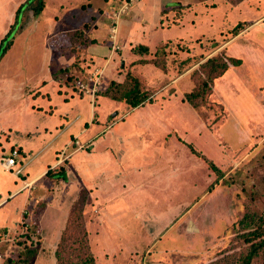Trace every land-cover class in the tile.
<instances>
[{
    "label": "rangeland",
    "instance_id": "obj_1",
    "mask_svg": "<svg viewBox=\"0 0 264 264\" xmlns=\"http://www.w3.org/2000/svg\"><path fill=\"white\" fill-rule=\"evenodd\" d=\"M24 1L0 0L1 38L5 29L8 31L11 28L16 19V12ZM116 1L120 9L123 0ZM181 1L183 3H178V0L172 1L178 4L171 3V7L179 8L178 12L188 13L187 23L194 27L187 28V31L183 30L180 34L183 38H176L157 45L152 53L141 51L142 57L138 60L141 65L147 63L149 66L151 64L157 66L155 63H160L161 66H157V68L165 72L172 69L176 75L175 78L170 79L167 76L163 80L159 78L156 83H152L148 87L149 83L146 78L149 79L150 74L153 77V71H149L147 68H142L139 72L133 70L129 67L131 58L122 59L123 55H120L118 60L114 57L115 63L111 66V76L104 73L102 88L95 98V105L100 104L98 103L100 99L106 103L105 113H108L107 119L110 120L107 124L105 123V131L109 134L119 129L126 130L123 136L126 137V145L129 147L122 148L123 140H120L121 137L117 135L110 140L115 153L124 158L126 156L125 159L115 161L118 163L116 169L125 171L128 167L125 166L126 162L132 163L134 166L137 165L136 167H144L145 169L134 168L128 174L127 177L131 180V184L146 180L149 166V175L155 177L151 179L153 183L150 182L135 194H131L127 189L126 178H122L123 175L118 174L113 180H109V184L102 175L99 202L104 206H102V214L105 216L103 224L95 212L97 203L94 198H89L88 191L82 190L76 194V191L65 193V190H61L68 183L70 187L72 184L73 190H76L81 185L78 183L81 176H83L81 180H85L84 177L87 175H92L93 179L99 177L97 169L101 165L100 160H96L97 158L92 156L80 158L84 154L83 151L73 154L72 146L69 148L64 146L66 139L75 135L84 126L85 121L89 120V111L93 102L90 99L91 96L80 94L77 86L80 80L78 82L67 80L62 86L57 83L53 84L50 81L52 72L49 62L53 52L51 69L55 71L61 67L62 63L57 57L70 41L67 34L86 22L93 24L99 11H102L103 7L106 8L109 3L107 0H75L71 5L68 1L64 2L66 5L62 7L60 3L63 1L48 0L47 8L37 17L34 16L33 8L28 7V4L23 8L19 17V25H16L10 37L12 42L5 45V52L0 58V107L7 106L5 110H2V113L0 112V122L6 120V126L11 128L10 132L8 131L11 137L23 136V138H27L28 142L23 145L27 150L31 149L32 151V155L28 157V159L30 157L32 159L26 167L27 170L39 166H45L48 170L68 159L63 162L65 164L63 169L68 162L71 180L68 182L66 176L64 183L60 182L54 186L51 179L50 190L46 189L44 193L49 201L53 200L54 204L50 205L47 200L46 206H44L45 204L39 206L38 210L45 209L46 211L42 215V219L37 216L39 220L36 226H33L32 223V228H28L29 232L26 236L29 238L28 241L22 236L19 237L22 228L19 232L6 236L8 239L3 242L14 245L12 249L10 247L11 251L16 253L19 250L33 248L36 251L33 259L37 253L39 258L46 257V253L52 245L49 246L51 242L48 241L49 247H46V252L45 249L44 252H41L40 248L43 244V236H40L41 231L49 227L51 235L58 233V230L53 232L54 228L59 229L63 225L62 220L64 219L62 218L66 216L63 210L67 209V201L71 202L73 193L76 194L72 196V198L76 197L73 200L74 205L79 200L83 201L84 196L85 202L83 210L78 207L80 211L82 210L81 219L73 220V227H69L68 232L64 235L66 237L62 241L64 249H61L63 264L78 261L85 256L84 249L81 247L84 243L80 240L84 230L88 234L89 247L95 257L96 264H144V259L147 256L161 257L166 249L165 256L171 257V259L177 258L175 261L178 262H181L182 259V261L187 260L193 264L196 262H198L196 264H214L221 261L220 258L223 256L234 253L242 247L239 234L244 229L242 226L245 216L253 219L254 226H260L264 230L262 220L264 212V136L255 135L256 141H252L249 139L248 130L243 131L246 127L248 128V122L253 120L254 115L251 114V111L264 107V23L251 26L247 32L232 39L225 49L230 36L239 27L243 28L244 24L240 23L230 29L223 25L225 13L222 11V5L223 2L235 4L239 0ZM250 7L251 9L255 7L264 14V1L251 4ZM247 10H249L248 7L245 8V12ZM104 11L105 15L107 12ZM56 12L59 13L56 17L49 15ZM65 15L71 17L69 20L72 24L61 21L62 17L65 19ZM201 15L213 16L214 23L209 25L204 21L199 26ZM51 19L54 21L55 27L61 28L59 33L55 32L56 35L52 36L49 33L51 27L49 20ZM55 20L61 22L58 24L59 26L56 25ZM151 34L152 39L149 44L153 49L159 41L165 40L166 37L171 38L179 35L172 31L164 33L163 30L152 31ZM116 45L112 50L117 52L120 48L118 39H116ZM254 45L256 48L253 49ZM136 50L138 51L137 48ZM222 51L244 59V66H235L224 79L221 76L218 77L215 80L212 93L206 100H200L199 107L195 108L186 99V94L193 90L202 64L209 57ZM120 52L119 50V54ZM107 57H112V51ZM107 63L108 61H106ZM103 67L96 68L104 70ZM126 71H128L127 76ZM120 74H125L129 85L133 83L134 78L141 81V89L147 90L150 94V99L146 103L160 100V98L167 100L173 94L172 99L160 103V106L165 107L164 112L167 111L171 113V116L174 115V119L169 121L172 131L165 136V147L155 149L142 146L144 136L140 130H134L136 126H133L130 121L133 117L131 109L124 119H119L127 110L120 111L122 110L120 105L116 110V107L113 106L114 99L106 96L104 91L109 84H112L113 88L109 94L119 95L115 90L113 77ZM159 74H162L161 71ZM2 77L13 79V83L5 85L6 83L3 82L6 81ZM63 78H65L64 74H62ZM44 80L48 81L43 87H40L39 82ZM35 88L36 90H34ZM37 90L43 93L48 92L50 97L43 95L34 97L33 93ZM251 95L261 99L262 105L245 99ZM33 98H35L34 101ZM33 102L43 106L36 108L35 112L38 116L35 119L36 122L33 120V113L27 110V104H33ZM102 112L100 108H96V122L100 121L98 117H103ZM29 116L31 118H28ZM76 116H79L78 120L74 119ZM73 120L75 122H72ZM33 124L39 125L38 128H43V130L33 129L31 127ZM27 125L31 127L27 129L30 130L28 134L24 128ZM250 127L254 131H260V126L258 124L255 126L254 122H251ZM262 131H264L263 126ZM107 133L104 135V139L108 136ZM260 137L263 138L259 143ZM96 143L89 142L84 146L86 149L92 147L93 150ZM75 144L79 146L77 143ZM94 154L96 153L94 152ZM60 158L61 161L56 163ZM211 163L217 166L219 171L215 170ZM56 169L63 170L59 167ZM156 173L159 175L156 176ZM151 176L150 178H152ZM51 188L53 189L51 190ZM179 189L182 197V214L176 216V221L168 229H157L160 224L164 226L163 223L167 220L168 214L158 216L151 212L160 213L164 210L169 204L170 198L172 202L174 197H177ZM47 191L50 193H48L49 195ZM91 193H93L92 190ZM59 202L61 205L56 206L55 204ZM106 202H109L108 205H105ZM137 207L149 210V212H145L146 214L143 213L140 218L147 222L148 229L141 230L136 220L132 219L134 213L128 214L129 210H132L131 208ZM125 209L128 210L125 211ZM114 210L115 212H113ZM104 211L110 212V214H106ZM33 213L31 211L30 214L32 221ZM156 217L158 221L155 220ZM45 224L48 227L43 228L42 226ZM33 227L37 228L39 233L35 229L33 230ZM25 230L27 229L25 228ZM29 234L33 235V238ZM174 247L177 249L168 250V248ZM201 251L207 252L203 256ZM35 260L38 261V259ZM46 264H52L51 260L49 259Z\"/></svg>",
    "mask_w": 264,
    "mask_h": 264
},
{
    "label": "crops",
    "instance_id": "obj_2",
    "mask_svg": "<svg viewBox=\"0 0 264 264\" xmlns=\"http://www.w3.org/2000/svg\"><path fill=\"white\" fill-rule=\"evenodd\" d=\"M61 1H63V2L60 3V6L62 5V7H65L66 3H64V2L68 1V3L71 5L72 1H75V0H61ZM123 1L121 2V4L123 3ZM172 1H175V0H135L134 2L131 3L129 9H127L125 12H122L119 14L118 13L119 7L116 4L118 2L116 0H107L109 5L106 8H104L102 6L103 10L99 11V15L102 13L101 16L97 15V17L95 18V21L93 22V24L88 29L91 38H93V42L89 45L87 52L84 53L85 58H86L85 63H84L86 72L87 71L89 72L96 67L104 66L103 67L104 73L106 75L109 74L111 76V73H112L111 66L115 63L114 57H116V59H117L118 57H120V55H123L122 59L129 58V57L131 58V62H130L129 67H131L133 70H137L139 72L140 69L147 68V69H149V71L150 70L153 71V77L150 74L149 79L146 78V80L149 83V84H147L148 87L150 84L156 83V81H158L159 78L161 80H163L164 77H166V76L170 77V79L173 77L175 78L176 75L172 72V69L168 70V72H165V71H162V69L157 68V66L152 65V64L149 66V65H147V63H145L144 64L145 66L143 64H142L143 65L142 66L141 63H139L140 61H138L142 57L141 51L139 52V49H138V51L136 50V46L143 44V45L148 46V49H149L148 52L152 53L157 48V45H159L163 42L169 41V40L176 39V38H183L180 36L182 31L186 30L187 28L190 29V28L194 27L192 24L189 25V23H187L188 22V19H187L188 13L186 14V13L178 12L179 8L171 7V3L175 4ZM262 1H264V0H262ZM179 2H182V1L178 0V3ZM255 2L256 3L261 2V0H239L235 4L230 3V2H227V3L223 2L222 11L225 13L223 16L224 17L223 25L227 26V28L230 29V28L236 27L240 23L244 24L243 28L239 27V29H237V31L235 33H233L232 36H230V38L228 39V41L225 45V49L227 48L228 44L230 43V41L232 39H234L235 37H238L239 35H242L245 32H247V29H249L251 26H253L257 23L258 24L264 23V14H262L260 11H258L257 8L254 7L253 9H251V7H250L251 4H256ZM47 5H48V0H46L45 9L47 8ZM102 7H100V8H102ZM246 7H248L249 10H247L245 12ZM104 10H106V12H107L105 15H104V12H105ZM210 13L212 14L213 11L211 10ZM57 14H59V13H57V12L56 13H50L49 15L51 17L52 16L56 17V16H58ZM116 14H119V15L116 16ZM207 14H209V13L207 12ZM226 16H227V20L225 21ZM55 17H53V18H55ZM64 18L65 19H63V17H62L61 21H65L66 23L72 24V22L69 20L71 17L69 18L68 16L65 15ZM116 18H118L117 19V21H118V23H117V39H118V44L120 47L117 50V52L112 50V39L110 37V33H111L110 27L113 24V20H115ZM75 19H76V17H75ZM214 19L215 18H213V16L212 17L202 16L201 21H199L198 25L200 26L201 24H203L204 21H206V23H209V25L211 23L213 24ZM49 21L51 24V27L49 29L50 30L49 33L51 36L53 34L56 35L55 32L59 33L61 28L55 27V23H54V21H52V19ZM111 21H112V23H111ZM55 22H56V25L61 23L58 20H55ZM5 30L7 31V29H5ZM156 30L157 31L163 30L164 33H166V32L169 33L172 31V32L179 34V35H175L171 38L166 37L165 40L159 41L155 45L156 47H154V49H153V47L150 46L149 41L152 39L151 32L156 31ZM6 31H5V33H3V37L5 36ZM2 38L0 37V41ZM254 48H256L255 45H254L253 49ZM119 50L121 51L120 54H119ZM111 51H112V57H107L109 55V52H111ZM52 56H53V52H52ZM52 56H50V62H49L50 70L52 72V75L50 76V81L53 82V84L57 83L60 86L65 85L64 84L65 81L57 80L53 76V70L51 69V65H50ZM62 57L63 56L60 55V57L58 56L57 59L59 61H61ZM107 58H110V59H107ZM240 59L242 60V62L239 65H236L237 67L244 66V59H242V58H240ZM106 61H108L107 64H106ZM234 67L235 66L232 65L221 76V78L224 79L228 75V72ZM159 71H161L162 74H159ZM126 73H128V71H126L125 74ZM125 74L124 75L120 74L119 76L113 77V80H116L118 82H122L127 78L126 77L127 74H126V76H125ZM154 74H155V76H154ZM2 79H4V81H6V82H3V83H6L5 85H9V84L13 83V79H7V78L5 79L3 77H2ZM47 81L48 80L40 81L39 86L43 87V85H45ZM34 90H36V88ZM36 95H43V96L50 97L48 92L43 93L40 90H37V91H35V93H33L34 97ZM172 95L169 97L170 99L173 98ZM109 98L114 99L112 97H109ZM34 99L35 98H33V101H34ZM90 99H91V101L93 100L91 97H90ZM170 99L164 100V99L160 98V100H155V101L149 102V103H146L147 102L146 101L143 104L138 105L136 107L131 106L125 100L114 99L115 104L113 106L116 107L115 108L116 110H118V105H120V108H122V110H120V111H122V112L127 110V112L122 114L119 119H124V117L129 113L130 109L133 111V114H132L133 117L130 119V121H131L133 126L134 125L136 126L134 130H140L142 132V135L144 136V138H143L144 141L142 143V146L147 147V148L161 149V148L165 147V144H166L165 136L169 132L172 131L171 123H169V121L174 119V115L171 116V113H168L167 111L164 112L165 107L160 106V103H163L164 101H169ZM245 99H247L248 101H251L252 103L254 102V103H258V105H260V104L262 105V100L259 98H255L252 95L250 97L248 96V98H245ZM48 102H50L49 99H48ZM98 103H100V104H96V105H95V103L92 104V107L89 111V120L85 121L84 126L75 135H71V138L66 139L64 146L67 148L72 146L73 147V150H72L73 154L78 153L80 151H83L84 154L80 158H83L85 156L86 157L92 156L95 159L97 158L96 160H100L101 165L97 169V170H99L98 171L99 177H97L96 179H93L92 175H87L86 177H84L85 180H81L82 179L81 177H83V176H81L80 179L78 180V183L81 185L78 186L76 190H73V188H71L72 184H71V187H70V185H68L69 184L68 182L71 180V175H70V169H69L70 165L68 166V162H67V166L65 167L64 170L66 172V176H67L66 180H68V182H67L68 184L66 186H64L63 189H61V190H65V193L76 191L75 192L76 194L82 190H85V192L88 191L87 193L89 195V198H91V197L94 198L96 203H97V209L95 210V212L99 216L101 224H103L104 220H105V216L102 214L104 206L101 205L99 202V199L101 197L99 193L101 191L100 188L102 186V182H101V178H102L101 176L102 175H104V177H105L104 179L107 180L108 184H109V180H113L114 177L117 176L118 174L123 175L122 178H126V182L128 184L127 189L129 190V192L131 194H135L136 191L143 188V186L149 184L151 182V179H154L155 177H152L151 175H149V172H150V170H149L150 166H149L148 170H147L148 174H147L146 180H142L140 183L133 182L131 184V182H130L131 180L129 179V177H127L128 174H130L134 170V168H137V169H145V168L144 167H141V168L136 167L137 165L134 166V165H132V163L126 162L125 166H128V167H126L125 171H123L121 169L120 170L116 169V166L118 165V163H116L115 161L117 159L118 160L125 159L126 156L124 158L123 156L117 155V153H115L113 143L110 142V140L114 139L115 135H117V136L121 137L120 140H123L121 142V143H123L122 148L129 147L128 145H126V141H127L126 137L123 136V134L126 133V130L125 129H119V130H115L114 132H110L108 134L105 131V123L107 124V122H109L110 119L109 118L107 119L108 113H105L106 103H104L101 99H100V101L98 100ZM27 105H28L27 110L30 111V113H33V120L36 122L35 119L38 116H37L35 111H37L38 108H42L43 106H41L39 103L34 104V102H33V104L29 103ZM126 106H130V107L126 108ZM3 107H5V106H3ZM3 107H0L1 113H2V110H5L7 108V106L5 108H3ZM96 108H100L103 111L102 112L103 117L102 118L98 117V119L100 120L98 122L95 121ZM124 108H126V109H124ZM114 112H116V111H114ZM1 113H0V115H1ZM251 114L254 115V117L252 118L253 120L248 122V128L246 127V129H243V131L248 130V134L250 136L249 139H251L252 141L253 140L256 141L255 135L259 134V136H262V135L264 136V131H262V126L264 127V107L263 108L259 107L257 109H253L251 111ZM112 117H113V115H112ZM28 118H31V117L29 116ZM74 119L78 120L79 116H76ZM247 119H249V117H247ZM255 119H257V120H255ZM5 121L6 120H3V122H0V152H8L9 150L16 147V148H19V150H20V156L18 157L16 166L12 170H6L0 164V264H5L4 261H5L6 257L8 256V253L12 254V252H14V251L10 250V247L12 249V247L14 245L13 244L10 245L8 243L5 244L3 242L5 240H4V237H2L3 236L2 234L6 232L8 235H11L15 232L16 233L19 232L23 226L22 221L24 219L29 221L31 224L33 223V225L36 226V224H38V220H39L38 217H40V219H42V215L46 211L45 209H43L41 211L38 209H39V206L41 204H45L44 206H46L48 197L46 196L44 191L46 189H48V191L50 190L51 186L49 185V183H51L50 182L51 179L53 180L52 183L54 184V186L56 184L58 185L60 182L64 183L66 181L63 178H54L53 176L48 174L49 169L47 170L45 168V166H39V167H35L34 169L27 170L26 167H27L28 163L30 162V160L32 159L31 157L28 159V157L32 155L31 149L27 150L26 147H24V145H26L25 142H28L26 140L27 138H23V136H19L16 138L11 137V134L9 133L11 128L9 129L8 126H6ZM72 122H75V120H73ZM251 122H254L255 126H256V124H258L260 126L259 127L260 131H254L253 129H251V127H250ZM1 123H3V124H1ZM31 123H32V121L30 122V124ZM35 125H36V127H35ZM31 127H33V129H34V128H38L39 125L33 124V126L31 125ZM31 127L28 125L24 126V128L26 129L25 132L27 134H28V132L30 133V130H27V129H30ZM44 127H45V125H44ZM38 129L43 130V128H38ZM106 133L108 136H106V139H104V137H105L104 135H106ZM159 134H162V135L160 136ZM253 136H254V138H253ZM260 138L261 139L258 140L259 143L261 142L263 137H260ZM76 140L79 141L80 144L83 146H84V144H88L89 142H91V144L94 142L95 143L97 142V143L95 145V149L92 150V147H90V148L88 147L87 148L88 150H87L85 148V146L84 147L77 146L75 144ZM64 146H63V148H64ZM255 147H256V145H255ZM94 152L96 154H94ZM67 161H68V159H67ZM59 162L60 161L58 160L56 163H59ZM64 166H65V164H64ZM179 171H180V175H181L180 166H179ZM175 173H176V169H175ZM158 175H159V173H156V176H158ZM150 176L152 178H150ZM161 177H158V178L161 179ZM80 181H81V183H80ZM156 182H158V181H156ZM151 183H153V182H151ZM139 184H141V185H139ZM52 189L53 188H51V190ZM91 190L93 191V193H91ZM48 191H47V194L49 193ZM75 193H73L72 196L76 195ZM180 193H181V190L179 189L177 197H174L172 202H171V198H170L169 204L165 207L164 210L160 211V213L151 212L152 214L158 215V216L168 214L167 220H165L163 223L164 226H162L160 224V226H157V229H159V230L168 229L169 226H171L176 221V216L182 214V197H181ZM7 194H8V196H7ZM72 196H71V202L67 201V205H66L67 209L63 210L64 211L63 213H65L66 216H64L62 213V215L64 216L62 218V219H64V220H62L63 225H61V227L59 229L54 228L55 230L53 232L58 230V233L57 234L54 233L51 235V233H50L51 228H49L47 226V224L42 226L43 228L44 227H48V228L42 229V231H41L42 233L40 234V236H43V244L40 248L41 252H44V249L46 252V247H49L52 245V247H49V249L46 253L47 254L46 257L42 256L43 258H39L40 256H38V253H37V256H35L34 259L32 257V261H30L29 264H43V263L46 264V262H48L49 259L51 260L52 264H57L56 251H57L58 245L62 239L61 235H63V232L67 226L69 215H70V212L72 209L71 207L74 205L73 200H74V198H76V197L72 198ZM10 202H11V204H10ZM49 203H50V205L54 204L53 200H50ZM108 203L109 202H106L105 205H108ZM59 204H60V202L58 204L56 203L55 205L59 206ZM47 207H48V205H47ZM131 209L132 210H129L128 214L132 215V213H134L132 219L134 221L136 220L137 224L140 226L139 228L141 230L148 229L147 222L140 220V218L143 215V213H145V212L147 213V212H149V210H146V209L144 210L143 207H137V208H134V209L131 208ZM30 210L34 212L33 213V221L30 218V214H31ZM127 210L128 209H125V211H127ZM113 212H115V210ZM105 213L110 214V212H105ZM157 219L158 218L156 217L155 220H157ZM139 220H140V222L138 223ZM132 223H134V222H132ZM35 230H36V232L38 231L37 228H35ZM38 233H39V231H38ZM48 241H50L51 243H49ZM2 243H4V244H2ZM48 243H49V246H48ZM45 244H47V245L45 246ZM40 249L38 250L39 253H40ZM173 249L176 250L177 247L168 248V250H173ZM166 250L162 253L161 257L160 256H156V257L155 256H153V257L147 256L144 259V264H193L187 260L182 261L181 258H180L181 262H178V261H175V259H177V258L171 259V257H169V258L166 257L165 256ZM206 252L207 251H201V255L204 256L206 254ZM54 255H55V257H54ZM35 259H38V261H36ZM41 261H42V263H41ZM196 263H198V262H196Z\"/></svg>",
    "mask_w": 264,
    "mask_h": 264
},
{
    "label": "trees",
    "instance_id": "obj_3",
    "mask_svg": "<svg viewBox=\"0 0 264 264\" xmlns=\"http://www.w3.org/2000/svg\"><path fill=\"white\" fill-rule=\"evenodd\" d=\"M27 4L28 7L31 6L33 8L34 16L37 17L45 9L46 0H25L23 3L20 4L16 12L15 21L12 23L11 28L6 32L5 36L0 41V58L1 55H3L5 52L6 49L5 47L9 45L10 42H12V39H10V37L16 25H19L20 13ZM91 25L92 24H88L86 22L81 27H78L70 31L67 34L70 41L65 46L66 48H64L61 54L58 55L59 57L60 55L63 56L62 57L63 61L62 60L59 61L62 63V66L56 69L55 71H53V76L57 80L61 81L64 79V81L71 80L76 82L80 80L79 83H77V86L79 88V85L82 81L89 79L91 73L90 71L86 72L85 70L84 63L86 58L84 53L87 52L89 45L93 42V38H91L88 30ZM136 48L144 52H148L149 50L148 46L143 44L138 45ZM241 62L242 60L240 58L228 55L226 54L225 51L219 52L218 54L209 57L202 64L199 71L200 75H198L195 81L196 82L195 86L193 90H191L186 94V99L195 108L199 107L200 100H206L207 97L212 93L215 80L218 77L222 76L232 65L236 66L239 65ZM155 64L157 66H161L160 63L159 64L155 63ZM62 74H64L65 77L63 79H62ZM127 79H125L122 82L113 80L115 81V86H116L115 90H117L119 95L112 96L109 94L110 90L113 88V86H111L112 84H109V86L106 88V91H104V94L114 99L125 100L133 107L141 105L150 99V94L147 92V90L141 89L140 87L141 81L138 78H134L133 83L130 85L127 82L128 81ZM67 85L70 86L69 84ZM79 91L82 96L86 95V93L81 91L80 88ZM99 92H97L96 95H94L93 97L91 96V98L93 99L92 100L93 103L95 102V98ZM192 149L195 150L194 148ZM66 160L67 159L61 161V163L58 166L54 168H50L48 170V174H50L54 178L65 179L66 172L63 169L64 167L63 162ZM211 166L215 170L219 171V168L214 164H212ZM57 167L63 170L58 171L56 169ZM84 202H85V196L83 198V201L82 200L77 201L71 209L67 226L65 228V231L63 232L62 239L56 251L57 264L64 263L63 259L61 258L62 257L61 249H64L62 247V243H63L62 241H64V239L66 238L64 237V235H66V233L68 232L69 227L71 226L73 227L74 225L73 220L77 221L78 219H81L80 217H81V212L84 208ZM78 207L81 208L82 210L80 211ZM243 220L244 222L242 227L244 229L239 234V238L242 242L241 243L242 247L240 248V250L234 253H230L228 255L223 256V258H220L221 261H217L214 264H264V230L261 229L260 226H254L253 219H249L248 216H245ZM262 220L264 223V212L262 214ZM30 227L32 228L31 223H30ZM34 229L35 228L33 227V230ZM80 240L84 243L81 247L84 249L85 256L83 257V259H80L78 261L75 262L70 261L69 264H96L95 257L89 247L88 234L85 230L83 231V235L80 237ZM35 253L36 251L33 248L19 250L16 253L12 252V254L6 257L4 263L29 264Z\"/></svg>",
    "mask_w": 264,
    "mask_h": 264
},
{
    "label": "built area",
    "instance_id": "obj_4",
    "mask_svg": "<svg viewBox=\"0 0 264 264\" xmlns=\"http://www.w3.org/2000/svg\"><path fill=\"white\" fill-rule=\"evenodd\" d=\"M135 0H124L121 8L118 9V13H122L125 12L129 6L131 5L132 2H134ZM119 14H116V16H118ZM118 18H116L115 20H113V24H112V29H111V33H110V37L112 39L113 45L112 48L116 45V39H117V21ZM114 49V48H113ZM103 80H104V70L100 69V68H96L93 72H91V75L89 77L88 80L82 81L79 85V88L81 91H83L84 93L90 95V96H94L96 95L97 92H99L102 88L103 85ZM76 143L79 144L80 147H82L83 145L80 144L79 141L76 140ZM20 156V150L19 148H13L11 150H9L8 152H0V164L6 169V170H12L16 164H17V160L18 157ZM59 161H61V158L59 159ZM22 229H21V234H19V237L22 236L24 237L23 239L25 240H29L28 237H26L28 235L29 232V227H30V222L27 221L26 219H24L22 221ZM25 228L27 230H25ZM4 237V240H7L8 238H6V236H9L6 232L2 234ZM30 235V234H29ZM33 238V235H30Z\"/></svg>",
    "mask_w": 264,
    "mask_h": 264
},
{
    "label": "water",
    "instance_id": "obj_5",
    "mask_svg": "<svg viewBox=\"0 0 264 264\" xmlns=\"http://www.w3.org/2000/svg\"><path fill=\"white\" fill-rule=\"evenodd\" d=\"M174 3H176V2H174Z\"/></svg>",
    "mask_w": 264,
    "mask_h": 264
}]
</instances>
